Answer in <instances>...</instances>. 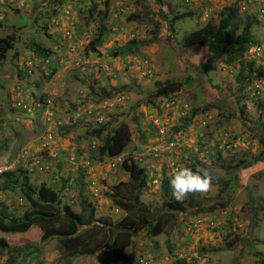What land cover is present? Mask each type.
Returning <instances> with one entry per match:
<instances>
[{"label": "rangeland", "instance_id": "obj_1", "mask_svg": "<svg viewBox=\"0 0 264 264\" xmlns=\"http://www.w3.org/2000/svg\"><path fill=\"white\" fill-rule=\"evenodd\" d=\"M160 1L168 21L185 12H194L193 16L176 20L171 27L165 17H157L154 0H109L103 44L97 54L84 56L83 48L98 22L95 15L90 17L86 12L84 18L90 21L85 23L80 9L85 10L92 0H57L61 5L58 14H54L49 0H0V36L12 37L14 43L0 59V172L18 165L36 170L43 167L41 173L46 174H39L43 181L42 176L53 174L45 162L58 163L55 152L62 151L58 175L73 180L80 175L81 165L90 160L84 191L93 202L95 217L104 222L103 227H96L94 237L105 241L106 227L126 216L106 193L113 185L128 191L122 183L126 182L121 167L124 157L131 155L149 169L150 180L139 200L152 221L162 212L160 177L165 173L170 178L174 169L171 163H193L194 167L188 166L193 170L207 168L215 177L211 191L193 194L203 206L196 209L201 212L169 214L163 233H136L126 252L132 264H252L264 256V161L261 169L259 163L239 171L237 180L230 172L238 160L264 153V131L259 129L260 123L264 127V112L258 109L264 102V76L255 86L261 98L253 96V85L246 81L259 69L264 70V19L252 28L260 42L248 55L255 56L252 70L220 61L205 71L191 65L175 43L202 25L204 18L217 15L222 7L237 0ZM255 1L264 13V0ZM237 5L242 21L251 4L238 0ZM22 16L24 26L19 22ZM151 16L159 19L158 28ZM156 33H161L159 40H154ZM131 40L136 45L133 51L112 54ZM33 43L48 48L51 57L42 61L45 57L34 53ZM19 68L24 69L23 76L18 74ZM189 76L192 82L187 84ZM167 80L183 82L173 99L151 95L158 83ZM93 86L97 94L91 92ZM100 87L111 95L102 97L105 95H101ZM207 103L210 107L204 111ZM192 108H200L203 113L195 116L186 129L174 131ZM106 113L112 123L101 137L123 119L120 113H126L130 140L123 154L96 160L89 147L92 143L99 145L101 137L91 131L97 132L108 120ZM75 151L89 156L80 162L68 155ZM68 159L73 161L64 164ZM62 192L65 200L81 210L76 184L68 183ZM2 205L19 214L25 201L18 193L0 188ZM209 205L213 206L208 209ZM40 233L30 229L14 235L33 243L32 252L19 253L18 264H63L57 238L41 242ZM0 236L11 237L1 232ZM6 256L0 250V262ZM74 264L101 263L92 256Z\"/></svg>", "mask_w": 264, "mask_h": 264}, {"label": "trees", "instance_id": "obj_2", "mask_svg": "<svg viewBox=\"0 0 264 264\" xmlns=\"http://www.w3.org/2000/svg\"><path fill=\"white\" fill-rule=\"evenodd\" d=\"M108 1L109 0H92L90 5H86L85 10L84 8L80 9V18L83 21L85 20L84 16L86 12H88L90 17H94L95 15L96 18L94 20L98 22L93 37L83 48L84 56H88L89 53L97 54L98 47L103 44L104 36L107 34V28L104 23L107 16ZM154 1L157 17L159 19L165 17L168 21V17L165 16L164 12L161 10V1ZM237 1L222 7L217 15L204 18L205 20L202 25L191 32L185 33L180 41L175 43H179L178 46L182 49L183 54H186L185 57L191 62V65L202 67L205 71H208L213 65H217V63L222 61L226 65L238 64L240 68L248 67L250 70L253 69L255 56L248 55L250 54V50H254L257 46H260V42H258V38L253 34L252 28L259 23V20L264 19V13L261 10L262 7L260 8V5H257L255 0H249L251 6L246 8V15L243 17L242 21H240L239 12L241 9L240 6L237 5ZM49 2L54 7V14H58L61 10V5L58 4L57 0H49ZM83 5L84 4H82V6ZM193 13L194 12H185L184 14L176 15L168 21L170 23L169 25L172 27L174 21L191 17ZM135 16L136 15H132L133 18ZM151 18L155 20L154 24H156L158 28L160 25L159 19L155 16H151ZM89 21V19H86L85 23L89 24ZM19 22L21 26H24L26 24L25 17L22 16ZM33 23L34 22H32V24ZM160 35L156 33L154 40H159ZM13 47L14 43L12 37L0 36V59H4L6 52ZM32 47L36 55L42 58L45 57L42 61L47 60V57H51L52 55L48 48L38 43H33ZM135 48L136 45L134 41L131 40L126 47L114 49L112 54L125 55ZM23 72L24 69L19 68L18 74L20 76H23ZM26 73L27 71L25 70V74ZM52 73L53 71L50 75ZM263 76L264 70L262 71L259 69L255 75H250L249 78H246V81L249 80V83L253 85L252 93L256 98H261V93H255V86L258 87V82L263 79ZM238 79L245 80L244 77L240 78V76H238ZM186 82L187 84L192 82L190 76ZM182 84V81L174 80L158 83L155 91H153L151 95L173 99V93L177 92ZM95 89L96 88L93 86L91 92L97 94L98 92H96ZM100 89L102 91L101 95H105L102 97L111 95L110 91L106 90V88L100 87ZM97 91H99V86ZM41 101H43L42 98ZM209 107L207 103L203 107V110L205 111V109H209ZM243 107L244 106L241 107L242 111ZM258 109L260 113L264 112V102L259 103ZM103 113L105 114L104 111ZM202 113L203 111L200 108H192L187 113V119L183 118L181 123L174 127V131L186 129L189 124L194 121L193 118L195 116L199 118ZM127 115L126 113H120V117L123 119L111 126V129L103 138L101 137V132L108 130L109 125L112 123L107 113L105 117H107L106 119L108 120H106L104 124L101 123L103 125L99 127L97 132L92 129V134H97L99 135L97 137H101V143L99 145L95 146V143H92L89 147V150L93 151L92 156H95L96 160L105 159L106 161L109 160V158H114L123 154L130 140L129 129L125 121ZM134 119L137 120V117H134ZM259 129L260 131H264L262 123H260ZM66 131H69V128H66ZM68 155L80 162L83 157L88 158L89 156L88 153L85 156H83V154L81 155L80 151H75ZM216 156L218 159L220 158L219 151L216 152ZM54 159L58 161V163L54 165L45 162V165L49 170L53 171V174L52 176L48 175V177L42 176L45 178L42 179L43 181H40L39 177V174H43L41 172L45 170L43 167L36 170L34 167L27 169L18 165L0 172V188L2 190H10L18 193L19 197L25 201V206L19 214L7 211L5 205L0 207V232L4 235L7 234L11 236L10 238L0 236V250L5 251L7 254L6 259L2 260L0 264H18L17 258L20 252H25L26 254L32 252V242L14 236L16 234L25 233L30 229L36 232H40L41 230V242H46L51 238H57L59 246L61 250H63V258L65 261L63 264H74V262L87 260V258L92 256L96 257L101 264H132L130 256L126 252V247L129 244L131 236H134L140 231L143 232L142 234H147L148 236L159 235L165 231V224L169 214L177 215L186 212L198 213L201 212V210L196 209H202L203 207L197 200V196L193 194L188 195L183 202H176L171 196L169 177L164 173L160 177V191L164 194V199L161 202L162 212L152 221L149 216L143 212L144 210L141 208L142 203L139 200V195L150 180L149 169L145 164L134 159L131 155H128L121 160V167L126 176V182L122 183L129 187L128 191L125 192L124 189L121 191V189H119L121 188L120 185H113L111 192H108L106 189V193L109 194L113 203L117 207L123 209L126 212V216L117 222L116 225L106 227L107 232L105 234V241L95 239L94 234L97 231L96 227H103L104 222L95 217L93 202L84 191L86 173L88 174L87 165H81L80 175L70 180L69 177H63L61 174L58 175L59 168L62 166L60 165L62 151L55 152ZM73 159H68L64 164L71 163ZM57 161L54 160V162ZM263 161L264 153L259 156L250 155L249 158L238 160L237 163L232 166L230 173L234 175V179L237 180L239 171L259 163L260 165L258 167L261 169ZM90 163L92 162L90 161ZM186 166L194 167V164L190 163L186 164ZM33 172L38 175L33 177L31 175ZM62 181L64 183H62ZM59 183L61 184L60 187H58ZM68 183L74 186L76 184L77 195L81 199V210H76L72 203L65 200L62 195V188ZM212 206L213 205H209L207 208L210 209ZM192 210L195 211L191 212ZM91 240H95V242L91 243ZM232 245L233 244H230V246ZM33 251L36 252L37 247H34ZM252 264H264V256L261 255L258 259H255Z\"/></svg>", "mask_w": 264, "mask_h": 264}, {"label": "clouds", "instance_id": "obj_3", "mask_svg": "<svg viewBox=\"0 0 264 264\" xmlns=\"http://www.w3.org/2000/svg\"><path fill=\"white\" fill-rule=\"evenodd\" d=\"M89 162L86 160L85 165H88ZM214 179L215 177L207 168L193 170L191 167L183 165L175 167L169 178L171 196L180 203L189 194H206L211 191Z\"/></svg>", "mask_w": 264, "mask_h": 264}, {"label": "built area", "instance_id": "obj_4", "mask_svg": "<svg viewBox=\"0 0 264 264\" xmlns=\"http://www.w3.org/2000/svg\"><path fill=\"white\" fill-rule=\"evenodd\" d=\"M178 166H179V164H177L176 162L171 163V168L172 167L175 168V167H178Z\"/></svg>", "mask_w": 264, "mask_h": 264}]
</instances>
